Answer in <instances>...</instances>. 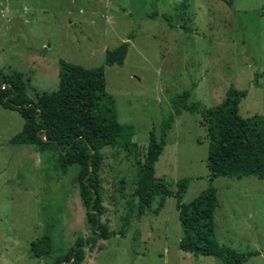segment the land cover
<instances>
[{
    "label": "rangeland",
    "instance_id": "rangeland-1",
    "mask_svg": "<svg viewBox=\"0 0 264 264\" xmlns=\"http://www.w3.org/2000/svg\"><path fill=\"white\" fill-rule=\"evenodd\" d=\"M226 1L0 0V70L22 72L33 102L36 93L57 89L59 59L95 67L106 49L129 42L123 65L105 66L104 74L118 121L134 127L136 148H103L99 173V222L116 233L127 225L123 237L99 240L91 249L86 244L80 264H223L179 250L173 195L157 214L158 197L139 216L134 189L136 161L144 158L149 132L157 133L172 112L169 97L192 83L191 100L206 107L219 104L230 85L245 90L239 116L264 118V0H232L231 6ZM153 12L158 15L150 17ZM22 125L16 111L0 107V264H54L78 237L91 236L78 166L63 175L51 154L10 144ZM207 144L198 114L175 117L154 177L172 192L177 180L189 178L183 203L208 184ZM213 186L218 243L258 252L244 264H264V178L218 177ZM45 235L52 240L51 254L40 258L37 242Z\"/></svg>",
    "mask_w": 264,
    "mask_h": 264
},
{
    "label": "trees",
    "instance_id": "trees-1",
    "mask_svg": "<svg viewBox=\"0 0 264 264\" xmlns=\"http://www.w3.org/2000/svg\"><path fill=\"white\" fill-rule=\"evenodd\" d=\"M226 3L231 6L232 0ZM156 15L153 12L149 16ZM161 17L170 23L168 15L162 13ZM131 38L132 34H129L127 39ZM128 47L129 42L124 41L106 49L103 63L90 68L59 59L57 89L36 93L34 102L26 94L27 83L22 72L13 70L5 74L0 70V107L16 111L23 120L22 128L9 143L31 146L37 154H51L54 168L63 175L70 166H78L79 195L86 208L91 236L85 241L78 237L54 264H80L84 260L86 244L91 249L99 240L113 235L123 237L125 232L127 224L116 233L99 222L102 215L99 173L103 148H136L131 142L134 127L118 121L114 99L106 91L104 74L105 66L123 65ZM254 84L259 86L258 82ZM195 87L192 83L188 89L171 95L172 112L162 119L157 133L154 128L149 132L144 158L136 161L134 194L137 212L142 215L158 197L153 210L157 214L165 199L173 195L181 229L179 250L193 257L218 258L223 264H244L247 257L258 255V252L244 254L220 245L216 239L214 211L219 201L213 180L218 177L264 178V118L261 115L239 116L238 104L246 96L245 90L230 85L219 104L206 107L191 100ZM183 111L200 116L206 125L208 143V184L188 203H183L182 199L189 178L177 180L172 192L154 177V165L166 145L167 134L175 117ZM51 248V237L43 236L37 242L36 256L49 257Z\"/></svg>",
    "mask_w": 264,
    "mask_h": 264
},
{
    "label": "built area",
    "instance_id": "built-area-1",
    "mask_svg": "<svg viewBox=\"0 0 264 264\" xmlns=\"http://www.w3.org/2000/svg\"><path fill=\"white\" fill-rule=\"evenodd\" d=\"M2 87V86H1Z\"/></svg>",
    "mask_w": 264,
    "mask_h": 264
}]
</instances>
